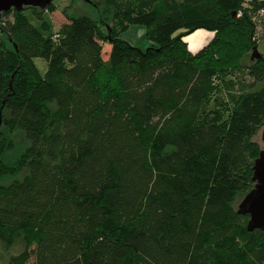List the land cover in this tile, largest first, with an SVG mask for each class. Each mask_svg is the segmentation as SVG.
I'll use <instances>...</instances> for the list:
<instances>
[{"label":"trees","instance_id":"obj_1","mask_svg":"<svg viewBox=\"0 0 264 264\" xmlns=\"http://www.w3.org/2000/svg\"><path fill=\"white\" fill-rule=\"evenodd\" d=\"M70 7L57 32L53 2L0 16L3 264H264V229L235 204L255 185L264 85L234 91L264 81V60L245 62L264 0ZM130 25L146 49L120 37ZM16 131L29 145L12 157Z\"/></svg>","mask_w":264,"mask_h":264},{"label":"rangeland","instance_id":"obj_2","mask_svg":"<svg viewBox=\"0 0 264 264\" xmlns=\"http://www.w3.org/2000/svg\"><path fill=\"white\" fill-rule=\"evenodd\" d=\"M53 3L55 4L56 10L55 12L51 13V19L54 23V30L57 32L61 25L64 23H67L66 18V12L70 13L73 12V9L71 6V0H53ZM79 6H82V2L78 3ZM76 7V6H74ZM76 9V8H75ZM74 9V10H75ZM2 16V15H1ZM6 19H11V16H9ZM264 29L261 26H258L256 29L255 38L259 40L258 42V49L264 56ZM213 36V32L207 29H197L191 34L187 35L185 40L188 44V48L191 51H198L203 45L207 44L210 39ZM120 37L126 41H128L130 44L140 47L142 49H146L150 45V40L147 38L145 34V27L142 25H130L126 30L122 31L120 33ZM110 44L104 43L103 44V57L104 59H108V55L110 52ZM250 54L246 56L245 62L249 64L250 62ZM36 64L38 65L39 69L42 73H44L47 69V63L41 58L35 59ZM245 76H238L237 84L234 89V91L239 94L243 90L247 89H259L261 86L264 85V81H260L259 83L254 79V76L251 74H248L247 72L244 74ZM2 112H0V128L3 129V126L1 125L2 122ZM12 138L14 139V149L11 152V156H17L21 154L29 145V142L26 140L25 135L21 131H16L12 134ZM253 139L260 143L262 150L264 151V139H263V130H260ZM25 172H21L18 175V179H22ZM13 179L12 178H6L0 180V184H9ZM241 199H238L236 201V207L239 205ZM0 264H3V262L0 260ZM28 264H34V259H31Z\"/></svg>","mask_w":264,"mask_h":264},{"label":"water","instance_id":"obj_3","mask_svg":"<svg viewBox=\"0 0 264 264\" xmlns=\"http://www.w3.org/2000/svg\"><path fill=\"white\" fill-rule=\"evenodd\" d=\"M88 1V0H87ZM53 0H0V16L11 10L21 11L26 7H35L45 10ZM252 60H264L263 54L255 45L250 53ZM263 139H264V127ZM253 182L254 188L247 193L241 203L238 211L249 215L250 219L247 225L249 231L255 229H264V151L262 150L254 164Z\"/></svg>","mask_w":264,"mask_h":264}]
</instances>
